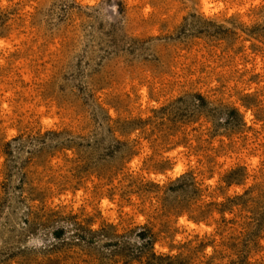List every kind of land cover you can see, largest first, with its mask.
Masks as SVG:
<instances>
[{
    "label": "rangeland",
    "instance_id": "obj_1",
    "mask_svg": "<svg viewBox=\"0 0 264 264\" xmlns=\"http://www.w3.org/2000/svg\"><path fill=\"white\" fill-rule=\"evenodd\" d=\"M0 264H264V0H0Z\"/></svg>",
    "mask_w": 264,
    "mask_h": 264
}]
</instances>
